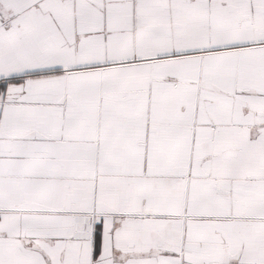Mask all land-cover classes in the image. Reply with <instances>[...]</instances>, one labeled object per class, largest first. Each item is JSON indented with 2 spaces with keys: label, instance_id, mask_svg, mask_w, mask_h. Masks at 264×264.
Returning <instances> with one entry per match:
<instances>
[{
  "label": "snow or ice",
  "instance_id": "obj_1",
  "mask_svg": "<svg viewBox=\"0 0 264 264\" xmlns=\"http://www.w3.org/2000/svg\"><path fill=\"white\" fill-rule=\"evenodd\" d=\"M0 264H264V0H0Z\"/></svg>",
  "mask_w": 264,
  "mask_h": 264
}]
</instances>
